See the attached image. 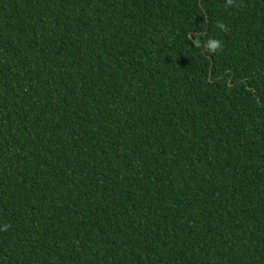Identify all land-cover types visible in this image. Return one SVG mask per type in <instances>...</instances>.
<instances>
[{"label":"trees","instance_id":"1","mask_svg":"<svg viewBox=\"0 0 264 264\" xmlns=\"http://www.w3.org/2000/svg\"><path fill=\"white\" fill-rule=\"evenodd\" d=\"M0 264H264V0H0Z\"/></svg>","mask_w":264,"mask_h":264},{"label":"water","instance_id":"2","mask_svg":"<svg viewBox=\"0 0 264 264\" xmlns=\"http://www.w3.org/2000/svg\"><path fill=\"white\" fill-rule=\"evenodd\" d=\"M191 35H192V34H191ZM207 46H208V45H207ZM206 51H207V47L204 49V52H206ZM211 81H214V78L211 77ZM230 84L233 85L232 82H231Z\"/></svg>","mask_w":264,"mask_h":264}]
</instances>
